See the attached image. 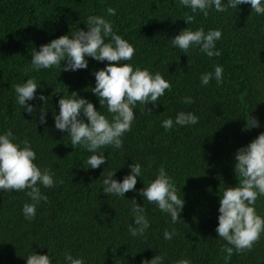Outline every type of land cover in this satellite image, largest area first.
I'll use <instances>...</instances> for the list:
<instances>
[{"label": "trees", "instance_id": "obj_1", "mask_svg": "<svg viewBox=\"0 0 264 264\" xmlns=\"http://www.w3.org/2000/svg\"><path fill=\"white\" fill-rule=\"evenodd\" d=\"M108 7L116 14L109 16ZM186 13L196 16L194 23L183 20ZM90 15L111 21L113 32L135 48L132 60L121 64L148 69L153 75L159 72L172 85L156 107L147 105L151 114L136 105L131 131L122 137L123 148L99 149L106 162L96 169L84 163L94 153L80 145L74 150L67 132L55 128L54 114H59V99L76 92L111 120L106 104L101 108L91 91L94 72L108 62L86 57L87 69L74 72L55 67L34 71L30 62L33 50L39 51L41 45L71 36L79 28L87 31ZM187 27L193 31L203 27L205 33L221 30L214 49L221 55L209 58L195 45L186 55L172 46L170 39ZM66 63L62 61L61 68ZM217 65L223 67V82L218 85L213 79L202 85L201 75L214 72ZM29 78L42 87L36 90V99L27 101L34 106L32 115L15 103L14 92L16 84ZM41 94L47 97L45 103L38 98ZM186 96L194 103H184ZM41 107L47 109L46 124L39 122ZM179 112L194 113L198 123L176 125ZM249 116L260 126L246 129ZM81 118L87 122L83 113ZM168 118L174 121L171 130L161 126ZM9 129L17 138L14 143L24 139L31 143L37 154L34 163L42 170L50 168L56 183L52 188L38 185L48 201L36 206L32 220L22 212L24 203H33L26 191L0 190V264H27L33 252L49 254L53 264H68L65 252L83 258L84 264H142L156 255L165 257L163 264L181 259L191 264H264V233L251 252L234 249L229 259L222 251L227 242L215 231L220 196L238 185L235 153L264 132V15L253 12L251 5L222 13L212 8L205 18L180 0H0V135ZM133 163L141 165L136 191L125 197L105 194L108 174L115 172L113 179L122 182ZM161 166L185 201L182 223H172L168 213L139 194ZM133 198L145 208L150 223L143 236L129 232L130 225L136 226ZM255 208L264 217V196ZM165 229L178 234L166 241Z\"/></svg>", "mask_w": 264, "mask_h": 264}, {"label": "clouds", "instance_id": "obj_2", "mask_svg": "<svg viewBox=\"0 0 264 264\" xmlns=\"http://www.w3.org/2000/svg\"><path fill=\"white\" fill-rule=\"evenodd\" d=\"M180 4L190 8L192 13H202L205 18L209 15V9L214 8L216 12L222 13L242 4L251 5L253 12L264 15V0H227V3H223L222 0H180ZM106 12L109 16H113L116 14V9L108 7ZM183 20L189 25L195 22L196 16L186 13ZM86 25L87 31L79 28L71 36L62 35L41 45L39 51L34 49L30 62L34 71L55 67L60 72L87 69L86 57L98 62H108L105 68L94 72L96 83L91 91L98 97L101 108L106 104L111 120L97 111L91 102L79 98L76 92H72L69 98L62 96L58 101L59 114H54L55 128L67 132L74 150L80 145L86 151L94 153L84 163L88 168L96 169L106 162L104 153H98L99 149L107 146L114 149L123 148L122 137L131 131L136 105H143V112L151 114L153 109L148 108L147 105L151 103L156 107L159 98L164 96L166 90L171 91L172 85L159 72L153 75L148 69L140 67L134 69L131 64H121V61L132 60L135 48L113 32L111 21L102 16L90 15ZM221 37L222 31L219 29L205 33L203 27L195 31L187 27L170 40L172 46L178 47L186 55L195 45L199 47L200 52L211 58L221 55L219 50H214L216 41ZM105 38H110V42H105ZM62 61H67L63 68H61ZM200 79L204 86L213 79L218 85L221 84L223 67L215 66L214 72L203 73ZM38 88L42 87L37 85L34 78L14 86L15 103L29 115L34 113V106L27 104V101L37 98ZM38 98L44 103L47 99L42 94ZM183 102L194 103L188 96L183 98ZM82 113L87 118V122L81 118ZM46 115L47 109L41 107L40 124H46ZM245 120L246 129L260 126L258 119L254 117L249 116ZM198 121L199 118L192 112H179L175 124L195 125ZM173 124L174 121L168 118L162 121L161 126L165 130H171ZM16 139L11 129L0 135V190L26 191L33 203H24L22 212L25 219L32 220L36 216V206L41 201H48V197L41 193L38 185L52 188L56 181L50 168L42 170L34 163L37 154L31 143L27 139L20 141L19 144L14 143ZM235 159L234 171L239 177L238 185L229 186L220 196L218 226L215 229L218 237L227 242L222 251L229 259L234 254V249L236 253L251 252L264 233V217L257 214L255 208L257 199L264 196V132L248 145L239 148L235 153ZM129 167L131 172L122 182L113 179L115 172L108 174L103 181L105 194L125 197V193L136 191L137 177H141V165L133 163ZM139 194L146 198L148 203H155L159 210L168 213L172 223L177 221L182 223L180 214L185 201L178 196L176 185L163 166L158 170L157 177L141 189ZM131 202L136 226L130 225L129 232L133 237L143 236L150 227L149 220L144 214L146 210L137 204L135 198ZM177 234L175 229L171 232L165 229L163 236L166 241H171ZM64 258L68 264H84L83 258H74L68 252L64 253ZM164 259V256L156 255L150 261L143 260L142 264H163ZM27 264H53V261L49 254L39 255L33 252L27 257ZM176 264H191V261L181 259L176 261Z\"/></svg>", "mask_w": 264, "mask_h": 264}]
</instances>
